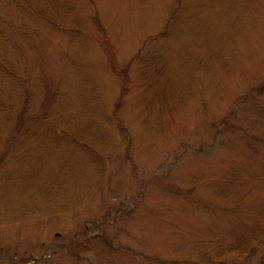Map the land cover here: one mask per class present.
<instances>
[{
  "label": "rangeland",
  "instance_id": "1",
  "mask_svg": "<svg viewBox=\"0 0 264 264\" xmlns=\"http://www.w3.org/2000/svg\"><path fill=\"white\" fill-rule=\"evenodd\" d=\"M264 0H0V264H260Z\"/></svg>",
  "mask_w": 264,
  "mask_h": 264
},
{
  "label": "trees",
  "instance_id": "2",
  "mask_svg": "<svg viewBox=\"0 0 264 264\" xmlns=\"http://www.w3.org/2000/svg\"><path fill=\"white\" fill-rule=\"evenodd\" d=\"M260 264H264V255H263V257H262V259L260 261Z\"/></svg>",
  "mask_w": 264,
  "mask_h": 264
}]
</instances>
